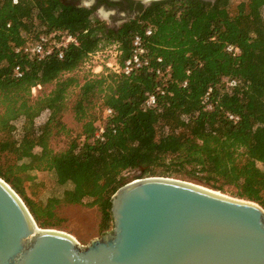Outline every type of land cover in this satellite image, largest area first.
I'll use <instances>...</instances> for the list:
<instances>
[{"label": "trees", "instance_id": "1", "mask_svg": "<svg viewBox=\"0 0 264 264\" xmlns=\"http://www.w3.org/2000/svg\"><path fill=\"white\" fill-rule=\"evenodd\" d=\"M263 8L264 0H163L114 30L92 9L64 0H0V178L37 226L55 227L56 207L90 198L103 233L112 225V194L150 176H179L220 192L231 187L234 197L264 210ZM148 26L153 29L145 39L151 65L159 66L155 58L160 57L161 65L170 66L168 78L143 70L107 71L80 82L70 74L88 54L112 43L118 44L121 65L132 35ZM40 34L54 40L70 34L77 43L68 44L62 58L56 51L40 60L14 53V47ZM228 44L238 54L226 52ZM16 65L23 71L20 78L12 74ZM223 78L236 86L226 87ZM48 84H53L48 92L31 98L33 87ZM72 87L77 91L69 108L80 130L55 151L51 140L69 132L61 110ZM208 88L211 108L205 109ZM146 93H156L153 108L144 105ZM107 108L111 114L103 117ZM42 115L44 121L36 125ZM99 126L102 140L94 135ZM39 171L67 186L60 197L34 196L41 185Z\"/></svg>", "mask_w": 264, "mask_h": 264}, {"label": "water", "instance_id": "2", "mask_svg": "<svg viewBox=\"0 0 264 264\" xmlns=\"http://www.w3.org/2000/svg\"><path fill=\"white\" fill-rule=\"evenodd\" d=\"M109 212L111 230L81 245L38 227L0 178V264H264V210L255 202L150 176L120 186Z\"/></svg>", "mask_w": 264, "mask_h": 264}, {"label": "built area", "instance_id": "3", "mask_svg": "<svg viewBox=\"0 0 264 264\" xmlns=\"http://www.w3.org/2000/svg\"><path fill=\"white\" fill-rule=\"evenodd\" d=\"M12 4H16L17 0H11ZM9 24H7V27ZM153 32V29L148 26L146 27L142 33H134L130 39V48L128 56L122 61V64L119 65L118 57L120 55V51L118 50V44L112 43L105 45L104 47H100L93 53L87 55V58L82 63L83 65L89 66L88 63L91 62V58H94L96 55L101 56V64L97 65L96 68L92 69V75L99 74V72H114L123 75H129L130 73L143 70L145 73H154L156 76H160L163 79L169 77L170 66L169 65H161L162 59L160 57L155 58V62L159 65L157 67L151 65V59L147 54V48L145 46V39L149 37ZM51 34H40L35 41H26L25 44L19 47H14V53H22L25 54L29 59H43L46 56H49L53 51H56L57 57L62 58V50L68 44H76V38L70 34H64L60 37L59 40H54ZM225 51L230 53L231 55L238 54L239 50L234 45H226ZM189 71H186L188 74ZM12 74L15 78H20L23 74L22 69L16 65L12 69ZM226 87L232 88L236 86V81L233 79L223 78ZM182 87L186 86V81L182 82ZM40 87V86H36ZM35 87L32 88L34 90ZM156 92L163 94V91L156 89ZM211 92V88H208L202 97V104L205 109H210L211 104L209 102V93ZM144 105L146 108H153L156 105V93H146ZM111 114V110L109 108L103 111V117H107ZM229 120L237 121L238 117L232 114H227ZM103 128L102 126L98 127V130L95 132V137L102 140Z\"/></svg>", "mask_w": 264, "mask_h": 264}, {"label": "rangeland", "instance_id": "4", "mask_svg": "<svg viewBox=\"0 0 264 264\" xmlns=\"http://www.w3.org/2000/svg\"><path fill=\"white\" fill-rule=\"evenodd\" d=\"M262 14L264 16V8L262 10ZM100 59L101 56L96 55L94 58H91L92 61L88 63V67L81 64L80 67L75 69L70 74L75 75L78 80L82 82L83 78H88L90 75H92V69H98L96 67L97 65L101 64ZM101 73L102 72H99V74ZM52 86L53 84H48L43 87H35L34 90L31 89V98L35 99L36 97L48 92L52 88ZM76 91L77 88L75 87H72L68 90V97L65 103L66 107L61 110V120L66 125L67 129H69V132L66 134H60L51 140V147L55 151L64 149L68 141L73 138L80 130V124L73 119L72 112L69 108L71 102L74 99V93ZM44 117V115L37 117L35 119L36 125L41 124L44 121ZM18 134L19 132L16 131L15 136L17 137ZM35 175L36 180L41 184L38 187V194L36 192L34 195L39 200H43L46 197H60L64 189L67 188V186H58L57 184H55L51 173L48 171H39L36 172ZM170 178L188 181V179H184L182 177L174 175L170 176ZM222 193L234 197V189H232L231 187H224ZM90 201V198H85L80 204H60L54 209V221L56 222V226L52 229L60 230L73 236L81 245H85L90 239L101 235V215L97 206L89 205ZM111 227L107 231L111 230Z\"/></svg>", "mask_w": 264, "mask_h": 264}, {"label": "flooded vegetation", "instance_id": "5", "mask_svg": "<svg viewBox=\"0 0 264 264\" xmlns=\"http://www.w3.org/2000/svg\"><path fill=\"white\" fill-rule=\"evenodd\" d=\"M64 2L92 9V14L97 19L103 21L107 28L114 30L135 20L148 8L138 0H64ZM102 13L106 14V18H103Z\"/></svg>", "mask_w": 264, "mask_h": 264}, {"label": "bare ground", "instance_id": "6", "mask_svg": "<svg viewBox=\"0 0 264 264\" xmlns=\"http://www.w3.org/2000/svg\"><path fill=\"white\" fill-rule=\"evenodd\" d=\"M102 16L103 17H106V14L105 13H102ZM71 236V235H70ZM71 237H73V236H71ZM74 238V237H73ZM75 239V238H74ZM76 240V239H75Z\"/></svg>", "mask_w": 264, "mask_h": 264}]
</instances>
